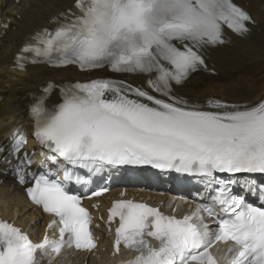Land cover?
Wrapping results in <instances>:
<instances>
[{
	"label": "snow or ice",
	"instance_id": "1",
	"mask_svg": "<svg viewBox=\"0 0 264 264\" xmlns=\"http://www.w3.org/2000/svg\"><path fill=\"white\" fill-rule=\"evenodd\" d=\"M50 23L52 29L34 33L21 47L18 70L28 64L107 68L144 81L97 78L59 87L50 81L32 95L30 130L15 129L0 144L6 165L0 176L11 174L31 203L52 217L47 229L55 228L58 238L46 231L34 242L0 219V264H52L64 249L92 252V216L82 199L109 189L82 197L69 185L89 183L77 170L97 174L122 166L198 177L212 193L211 203L197 204L182 218L143 202L114 201L108 224L112 231L118 220L115 252L123 245L137 253L127 264H264V184L254 178L264 174V101L238 106L209 98L200 106L175 93L206 69L204 52L225 43V26L241 36L250 31L249 13L234 0H73ZM57 87L53 104L49 97ZM30 140L41 149L38 171L32 170ZM217 244L227 245L223 256L213 254Z\"/></svg>",
	"mask_w": 264,
	"mask_h": 264
},
{
	"label": "bare ground",
	"instance_id": "2",
	"mask_svg": "<svg viewBox=\"0 0 264 264\" xmlns=\"http://www.w3.org/2000/svg\"><path fill=\"white\" fill-rule=\"evenodd\" d=\"M234 3L248 12L254 23L248 24L250 31L243 36L224 29L225 43L204 52L206 69L192 73L182 85L175 87L176 95L192 104L207 106L209 98L238 106L264 101V0H234ZM72 4L73 0H0V144H5L15 129L30 130L28 108L32 95L50 81L58 87L97 78L124 80L134 85L143 83V77L113 73L107 68L86 73H79L73 67L49 69L45 65H27L25 71L14 69L15 55L21 46L34 33L52 29L51 19L71 9ZM4 24L8 27L4 28ZM58 87L50 95V103L58 102ZM34 145L30 140L28 151L37 159ZM5 166L0 163V169ZM36 167L34 163L32 170ZM30 207L14 177L0 176V213L9 214L16 223L20 217L19 225L29 227L33 222ZM70 263L66 260L59 264Z\"/></svg>",
	"mask_w": 264,
	"mask_h": 264
}]
</instances>
